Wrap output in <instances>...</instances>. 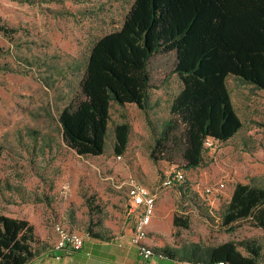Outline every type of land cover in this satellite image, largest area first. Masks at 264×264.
<instances>
[{
  "label": "rangeland",
  "instance_id": "obj_1",
  "mask_svg": "<svg viewBox=\"0 0 264 264\" xmlns=\"http://www.w3.org/2000/svg\"><path fill=\"white\" fill-rule=\"evenodd\" d=\"M136 0H0V213L35 225L42 241L57 237V224L91 236L115 238L130 233L127 195L131 178L157 195L154 243L175 248L189 242L218 246L245 239L262 246L264 230L250 220L222 227V214L238 183L264 186V91L230 76L227 85L244 127L227 143H214L203 167L189 170L194 200L180 187L164 186L167 172L183 170L154 161L153 130L170 117L183 88L175 73L177 54L154 55L148 113L136 104H114L105 154L79 155L65 142L60 114L82 96V81L93 45L118 31ZM130 123L127 151L116 152L115 127ZM119 156H122L121 159ZM207 189H211L210 192ZM191 222L174 226V217ZM246 255L245 250H242ZM264 264V259L262 263Z\"/></svg>",
  "mask_w": 264,
  "mask_h": 264
},
{
  "label": "trees",
  "instance_id": "obj_2",
  "mask_svg": "<svg viewBox=\"0 0 264 264\" xmlns=\"http://www.w3.org/2000/svg\"><path fill=\"white\" fill-rule=\"evenodd\" d=\"M0 31L7 28L0 25ZM170 52L177 54L175 73L183 88L172 101L170 117L160 131L153 130L152 157L174 163L180 151L185 172L203 167L206 143H227L244 127L228 78L236 76L264 91V0H136L125 24L99 39L90 51L82 96L60 114L66 144L82 156L105 154L111 108L136 104L148 113L149 60ZM130 125L115 127L120 155L127 151ZM4 151L0 144V159ZM180 188L182 197L192 196L189 182ZM243 220L264 230V186L251 182L235 186L222 227L234 231ZM190 225L188 218L174 217L175 227ZM91 237L110 239L101 233ZM47 247L48 241L39 238L30 221L0 213V264H30ZM152 251L199 264H261L264 259L262 246L249 239L218 246L189 242Z\"/></svg>",
  "mask_w": 264,
  "mask_h": 264
},
{
  "label": "crops",
  "instance_id": "obj_3",
  "mask_svg": "<svg viewBox=\"0 0 264 264\" xmlns=\"http://www.w3.org/2000/svg\"><path fill=\"white\" fill-rule=\"evenodd\" d=\"M155 218L156 216L149 226L150 236L146 242L152 248H162L164 246L154 243V239L151 237V232L159 231L158 223H154ZM132 233L133 230L120 237L117 236L105 240L88 236L80 251H72L70 253L55 250L56 237L53 241L46 239L49 247L36 259L34 258L30 264H199L179 258L172 259L158 254L151 257L143 256L139 248L131 242ZM41 236L42 240H44V236ZM59 256L60 258H57ZM212 264L218 263L215 262Z\"/></svg>",
  "mask_w": 264,
  "mask_h": 264
},
{
  "label": "built area",
  "instance_id": "obj_4",
  "mask_svg": "<svg viewBox=\"0 0 264 264\" xmlns=\"http://www.w3.org/2000/svg\"><path fill=\"white\" fill-rule=\"evenodd\" d=\"M212 144L211 140L206 143L207 147ZM121 157L119 156L120 159ZM186 176V172L183 170L174 169L166 173L163 185L169 186V188L181 187L187 181ZM128 187L127 195L130 204L127 207V213L128 217H133L135 220L131 242L139 248L141 255L151 257L154 253L146 240L150 236L149 226L156 215L157 195L152 192L150 187L142 184L136 178L130 179ZM207 191L210 192L211 189H207ZM55 231L58 237L55 242V250L70 253L72 251H80L83 248L86 239L84 235L73 231L69 226L63 224H57ZM57 258H60V256ZM218 264L228 263L219 262Z\"/></svg>",
  "mask_w": 264,
  "mask_h": 264
}]
</instances>
